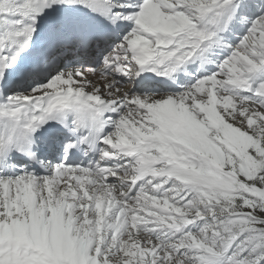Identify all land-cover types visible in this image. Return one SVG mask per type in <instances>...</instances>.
Listing matches in <instances>:
<instances>
[{"label": "snow or ice", "instance_id": "1", "mask_svg": "<svg viewBox=\"0 0 264 264\" xmlns=\"http://www.w3.org/2000/svg\"><path fill=\"white\" fill-rule=\"evenodd\" d=\"M0 264H264V0H0Z\"/></svg>", "mask_w": 264, "mask_h": 264}]
</instances>
